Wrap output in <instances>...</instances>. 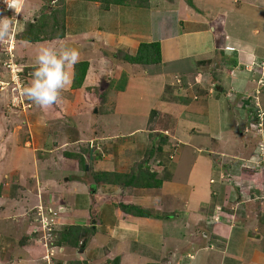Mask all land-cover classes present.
<instances>
[{"label": "rangeland", "instance_id": "rangeland-1", "mask_svg": "<svg viewBox=\"0 0 264 264\" xmlns=\"http://www.w3.org/2000/svg\"><path fill=\"white\" fill-rule=\"evenodd\" d=\"M43 1L35 14L62 11L70 31L85 34H80L84 41L76 45L87 50L83 44L90 43L93 48L80 52V59H87V53L100 58L80 90L72 89V79L58 104L41 108L21 95L20 89L31 79L21 70L34 66L40 46L60 45L19 43L16 37L11 57L9 39L0 41V183L4 184L0 264H110L116 258L120 264H219L218 258H205L209 247L229 251L213 236L217 235L212 223L215 212H220L219 223L223 219L226 223L224 212H237L227 220L238 228L248 214L258 213L259 222L249 220L250 230L253 239L264 238V68L248 75L245 67H239L235 71L243 74L236 78L227 74L220 56L215 65L205 68L194 54L182 65L175 66L165 56L166 68L163 62L145 67L123 59L134 55L137 47L104 41L96 49L91 42L95 31H119L120 21L127 30L132 26L129 33L137 40L152 43L160 42L149 38L164 22L167 33L170 28L172 34L187 29L205 33L212 26L205 23V10L190 7L187 0H148L149 9L128 7V11L119 7L104 11L99 3L78 0ZM166 3L192 11L190 23L178 18L181 23L171 25L176 17ZM197 3L204 6L205 0ZM6 14L2 17L12 21ZM256 19L260 17L252 20ZM248 27L254 24L249 21ZM16 29L12 37L21 30ZM216 41L224 44L218 35ZM12 61L18 66L19 83L9 68ZM130 84L131 94L120 98L119 92ZM248 87L251 96L245 95ZM258 124L262 129H257ZM80 157L88 170L82 168ZM146 161L156 180L163 182L161 188L118 189L96 181L103 173L141 170L146 174ZM253 178L258 190L242 191L253 184ZM257 192L260 196L255 199ZM122 203L138 205L158 219L134 220L115 209ZM35 212L43 214L34 219ZM73 224L96 228L95 236L91 234L89 243L83 241L79 248L56 246L50 225L63 230Z\"/></svg>", "mask_w": 264, "mask_h": 264}, {"label": "crops", "instance_id": "crops-1", "mask_svg": "<svg viewBox=\"0 0 264 264\" xmlns=\"http://www.w3.org/2000/svg\"><path fill=\"white\" fill-rule=\"evenodd\" d=\"M14 1L18 4L17 9L15 10V12L17 13L15 14L16 16L10 13L12 11L7 9L6 0H0V8H1L0 12L2 11L3 14L5 12L4 10H6V12L12 16L13 20H17L19 19V17L30 19L32 15L35 14L34 11L36 10L35 8H39L41 5L39 1L44 2L43 0H14ZM215 2L217 4H215ZM193 4L195 8L197 7L199 9L205 10L207 14L205 16V23L209 26L212 25L208 31H205V33L200 31L192 33L187 29L186 31L181 30L180 33L173 32L172 34V28H170L169 29L170 31L167 33L165 31L166 29L163 28V25L166 24L164 21H163L164 23L160 25V27L158 26L157 28L152 30L153 32L151 33L149 39L154 41L158 39L160 40L159 43L161 44L162 58H163L162 66L164 68H166L167 65V59H165V56H170L168 62L173 63L176 66V64L179 63L181 65L184 64L183 61H186L187 58H189L191 55L194 54L195 55L194 58L200 57L201 60L197 59L199 62L209 61L211 65H215L217 63L218 57L220 56V58H223L222 60L227 67L226 70L227 74L233 73L234 76H236V78L238 77V75L240 76V74H243V73H237L235 71L239 67L241 68L245 67L246 69L245 71L248 73V75L252 74L255 71V69L258 70L261 69L259 66L261 62H264V0H205V5L201 7L198 5L197 0H195ZM166 5L168 8H170L171 12L173 13V16L176 17L175 22H173L172 20L170 21L171 25L178 24L180 22L178 21V18L181 21L184 20L185 24L190 23L189 13H191L192 11L188 12L185 10H181L179 8L176 9L177 8L176 6H173L172 4H168V3H166ZM119 8L128 11L127 7L124 8L119 7ZM133 11L134 10H131L127 13L129 18H131V15L134 13ZM150 12L151 11L145 13L148 14ZM119 13L121 15V12ZM255 15L259 16L260 19L252 20ZM122 19L125 20L123 17ZM193 21L197 23L196 20ZM249 21H251L254 24V27L245 28V26L248 24ZM119 26H120L119 31L117 30L111 31L105 29L103 31H97V32L95 31V33L90 34L91 36L90 38L93 39L91 40V42L93 43L94 47H96V49L100 48L98 46L104 45L103 43L104 41L108 42L111 45L116 44L119 41H122L127 47L130 46L137 48L141 43H152L148 39H147L148 42H146V40L143 41V39L137 40L139 38L138 36L135 37L129 33L130 28L132 26H129L127 30L126 24L121 23V21L119 23ZM80 34L85 35L84 33L78 30L70 31L64 39L51 41L50 44L56 42L60 46L67 45L78 49L79 52L86 53L93 48H89L90 43L88 45L83 44V47L85 48L87 47V50H83L82 47H78L76 45V44H81L84 41V39H82ZM244 34H247V36H245ZM217 35L222 37L223 40L222 43H224L223 45L217 44L216 41ZM182 53L184 54L183 56ZM86 58H87L86 60H88L90 64L89 67L90 69L88 70L89 74L87 75V77H89L92 73L93 66L97 64L100 57L98 58L90 57L87 53ZM232 59H234L233 63H231ZM80 60L83 59H79V61ZM219 62L220 65L218 66L221 69L222 65L220 59ZM257 63L259 65L258 67H257ZM251 69L253 70L252 73L250 72ZM68 71L70 73L72 80L74 73V66L70 68ZM247 81L249 86L251 81L249 79H247ZM213 82L215 83L217 82V80L214 79ZM130 86L131 84L126 88L124 92H119L120 98H123V96L128 97L127 93L129 91L131 94ZM248 88L249 89L245 92V95L249 94L251 96L252 91L250 87ZM217 89L220 88L218 87ZM212 169H214V166ZM252 182H253L252 185H249L248 188L242 191H246L248 189L249 192L251 193L254 190H258V188L255 185L257 183V180L253 178ZM261 188L264 191V185ZM210 190L211 188L208 190L209 193ZM207 195L210 196L208 193ZM259 196L260 195L257 192L255 195V199H258ZM5 197L6 196H4V200H6ZM203 197L204 196H202V200H200L201 202L205 201ZM238 208L240 209L241 206H238ZM5 213L7 212H2V214ZM207 213L208 212H206L205 215ZM219 213L220 212L213 213L215 214V216L212 217V223L216 225L215 232L217 234L213 236H215L216 239L221 240L223 242L221 246H225L226 248H228L229 251L225 253V250L214 249L212 247H209L208 249L211 252L210 254L205 253L206 254L205 258L207 259L218 258L219 259L218 261L221 260L219 264H264V240H263L264 238H261V240L259 241L257 238L256 239L252 238L253 231L250 230L251 223L248 221L247 226L245 223L243 224L244 226H240L239 228L236 227V225H231L232 221H229L227 219L230 218L233 220L234 219L233 216L234 215L236 216L237 212H224L225 216L224 215L223 216L225 218L226 223H224V219H223V223H219L220 220L216 221L219 216ZM249 213L252 214L253 212H249ZM194 214L192 212V216L193 218L195 217L196 220L197 214H195V216ZM244 214L245 212H243L241 215ZM248 215L246 216L247 218L245 217L242 220L251 221L252 219L258 221L257 220L259 215L258 213H256L255 216L253 214L252 217ZM128 217L130 218L132 217V219L139 221L145 220L129 215ZM208 220H209L208 217L205 216V222H208ZM263 220H264V216H263ZM208 237L211 238V233H205V238ZM238 248H241V250ZM206 264H210V263L206 262Z\"/></svg>", "mask_w": 264, "mask_h": 264}, {"label": "trees", "instance_id": "trees-1", "mask_svg": "<svg viewBox=\"0 0 264 264\" xmlns=\"http://www.w3.org/2000/svg\"><path fill=\"white\" fill-rule=\"evenodd\" d=\"M88 3H99L100 7H103L104 11H110V9L118 8V7H137V8H146L149 9L150 5L148 4V0H141L140 2H137L138 0H78ZM190 7L195 8L192 0H187ZM196 9V8H195ZM4 10V9H3ZM6 12V10H4ZM55 11V10H53ZM52 15L45 14L44 16H39L38 14H35L30 20H20L17 19L16 23L13 22L11 17V22L13 23V27L21 28L19 32L15 34V37H17L19 43H28V44H36L40 42H51L56 40H61L66 37V35L70 32L69 26H68V18L65 17V19L61 18V12L62 11H55ZM6 13H3L4 15ZM0 15V17H2ZM9 16V13L6 14ZM67 16V13H66ZM47 17V18H45ZM6 18V17H5ZM47 19H50V22H47ZM10 20V18H9ZM14 55V54H13ZM9 56L12 57V54L9 53ZM125 62H128L132 65H142V66H153V65H160L162 63V49L161 44L159 42L155 43H141L134 55L126 54L123 57ZM16 62H23L19 61L16 58ZM3 61V59H2ZM200 65L204 66L209 64L210 62L204 61L199 62ZM33 67L30 66H24L21 70L22 76L27 75L28 78H31V72L33 70ZM90 64L88 60H80L75 66H74V73H73V83H72V89L73 90H80L84 82L87 78V73L89 70ZM206 68V67H205ZM216 75V73H214ZM214 74L213 77H214ZM17 90V88H15ZM28 100V99H27ZM258 118V116H256ZM154 150H152L153 153ZM162 147L158 148L157 152H161ZM81 166L84 170L85 169V160L80 157ZM141 168V167H140ZM146 168V174H144L141 170H138L135 174H122L118 172L114 173H103L99 175V178L96 179L98 181V184H108L110 186H115L118 189L120 188H126L130 186H137V189H144V190H150V189H158L161 188L163 182L156 180V172H151L150 165L148 161L144 163V167ZM142 169V168H141ZM150 170V171H149ZM103 182V183H101ZM134 183V184H132ZM1 184V183H0ZM4 184L0 185V191L3 188ZM58 196V195H57ZM59 197V196H58ZM96 199V198H95ZM14 201V199L10 200ZM115 209L119 210L120 212H123L124 214H127L129 216H133L136 218L141 219H158V217H153L148 211L140 208L138 205L133 204H115ZM33 216H36L34 219H37L39 216L38 213H33ZM161 219V218H160ZM246 226L248 225V221L246 220ZM244 226V225H242ZM55 227V228H54ZM50 230L55 232V238L56 243H54L56 246H69L73 248H79L80 244L85 241V245L89 243L88 238L91 236H95L96 228L89 227L87 225H69L67 228L63 230H58V227L50 225ZM109 261V260H108ZM110 264H120V259L116 258L113 261H109Z\"/></svg>", "mask_w": 264, "mask_h": 264}, {"label": "clouds", "instance_id": "clouds-1", "mask_svg": "<svg viewBox=\"0 0 264 264\" xmlns=\"http://www.w3.org/2000/svg\"><path fill=\"white\" fill-rule=\"evenodd\" d=\"M6 2L9 8H15L14 0H6ZM14 21L15 23L17 22L16 20ZM14 29L15 26L13 27V23L8 18L0 17V41L9 39L7 42V44L10 43L8 51L10 48L14 51L16 42L15 34L12 37ZM13 51H9V53L12 54ZM79 59L80 52L74 47L67 45L59 47L54 45L40 46L35 55L31 79L27 85L20 89L21 95L41 108L58 104L62 90L71 83V76L68 70L75 66L79 62ZM12 63L16 65L13 61ZM17 67L16 71H18ZM260 68L262 72L264 62H261ZM16 71L13 72V77L19 83L20 78ZM257 129H262V125L258 124Z\"/></svg>", "mask_w": 264, "mask_h": 264}, {"label": "built area", "instance_id": "built-area-1", "mask_svg": "<svg viewBox=\"0 0 264 264\" xmlns=\"http://www.w3.org/2000/svg\"><path fill=\"white\" fill-rule=\"evenodd\" d=\"M14 3H15V8L14 9H12V8H9V6H8V4H6V7H7V9L8 10H10V11H12L13 13H14V15L15 14H17L16 12H15V10L17 9V7H18V4L14 1ZM16 16V15H15ZM9 51H12V48H10V50ZM10 67V69L12 70L11 72L13 73V72H15L16 71V65H14L12 62L10 63V65H9ZM43 210H41V212H42ZM43 214V213H42ZM41 214V215H42ZM40 215V216H41Z\"/></svg>", "mask_w": 264, "mask_h": 264}, {"label": "water", "instance_id": "water-1", "mask_svg": "<svg viewBox=\"0 0 264 264\" xmlns=\"http://www.w3.org/2000/svg\"><path fill=\"white\" fill-rule=\"evenodd\" d=\"M86 170H88V167H86ZM94 223H95V222H94ZM94 223H93V224H94ZM81 252H84V251L82 250Z\"/></svg>", "mask_w": 264, "mask_h": 264}]
</instances>
